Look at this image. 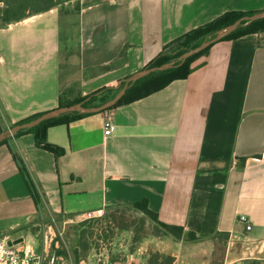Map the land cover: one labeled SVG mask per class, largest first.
<instances>
[{"label":"crops","instance_id":"obj_1","mask_svg":"<svg viewBox=\"0 0 264 264\" xmlns=\"http://www.w3.org/2000/svg\"><path fill=\"white\" fill-rule=\"evenodd\" d=\"M71 2L30 4L0 26L3 125L120 89L176 38L227 12L264 10V0L64 6ZM194 67L187 79L148 97L49 128L47 144L64 149L63 156L38 147L33 134L1 144L0 240L42 251L40 240L53 234L50 220L69 224L146 201L160 222L202 238L176 241L181 250L206 258L222 236L244 243L229 249L237 264L264 260V33L218 42ZM107 119L111 135L104 133ZM129 255L110 264H144L139 252Z\"/></svg>","mask_w":264,"mask_h":264},{"label":"trees","instance_id":"obj_2","mask_svg":"<svg viewBox=\"0 0 264 264\" xmlns=\"http://www.w3.org/2000/svg\"><path fill=\"white\" fill-rule=\"evenodd\" d=\"M1 1V0H0ZM4 4L6 5L7 9L5 10L6 15L5 19H0V26L5 25L8 23L11 19H16L19 17V13L16 11L18 10L21 12L24 8L28 7L30 3H32L34 6L41 3L43 0H36L31 2L30 0H3ZM15 1V4L13 2ZM14 7H17V9H12ZM258 11H251V12H227L223 14L222 16L218 17L217 19L200 26L196 29H193L186 34L176 38L171 43H169L166 47L163 53H161L151 64H149L148 68L161 66L167 63H170L188 50L195 48L199 45H201L206 39L220 31L221 29L231 25L236 20L240 19L244 16H250L256 14ZM257 33H264V19L254 22L247 26H242L236 31H234L232 34L224 38L222 41L225 40H236L241 37L251 35V34H257ZM215 45V44H214ZM213 46V45H212ZM208 47L203 52H200L189 59L185 63H183L180 66L165 70V71H157L153 72L143 78L138 79L135 81L129 89H127L124 96L119 100L117 105L121 104H127L132 103L135 101H138L140 99H143L145 97L150 96L153 93H156L165 87H167L170 83L176 81V80H184L187 79L197 68L194 67V64L208 54L211 47ZM105 92L101 95H96L98 92H95L93 94H90L86 97L80 98L76 100L75 102L69 104H76L80 102H84V106H100L109 100H111L115 95L113 94L115 90H109L108 88L103 89ZM88 99V100H87ZM43 113L35 114L33 116H30L28 118H25L17 123L9 124V126L3 125L5 116L3 114V111H0V133L7 130L8 128H11L17 124H21L24 122L31 121ZM90 115V113H73V114H67L58 118H54L51 120H48L41 125L34 127L32 129L24 130L19 133H17L14 137L18 138L24 134H33L35 139V144L38 147H41V145L44 143V149L47 151L53 153L55 157H60L65 154L64 149L52 146L47 144V133L49 128L61 125V124H69L71 122H74L76 120H79L81 118H84L86 116ZM7 140L0 143L3 144ZM19 166H20V172L23 176V179L29 188V191L32 195V197L35 200V204L37 207L40 208L42 205V200L40 198V195L34 185V183L31 181L25 167L23 166V162L19 160ZM120 208V207H118ZM123 208H131L132 210H135L139 213H142L144 216L148 217L153 223L156 224V227L166 236H171L175 241H185V242H199L202 240V238L196 236L193 232H186L184 228L180 226H174V225H168L165 223H162L158 220V216L155 212L151 211L148 207V204L146 201L138 202L134 204L131 207H123ZM123 224V223H122ZM127 224L123 225V228H126ZM175 258L173 256H167L165 254L156 253L152 255L146 264H174ZM245 264H264V260H248L245 262Z\"/></svg>","mask_w":264,"mask_h":264},{"label":"rangeland","instance_id":"obj_3","mask_svg":"<svg viewBox=\"0 0 264 264\" xmlns=\"http://www.w3.org/2000/svg\"><path fill=\"white\" fill-rule=\"evenodd\" d=\"M97 1L99 0H72L71 3L64 6L79 9L81 6ZM6 9V5L0 4V19H5ZM12 9L15 10L17 7ZM16 12L19 13L18 10ZM125 82L123 81L122 84ZM119 91L120 89H117L113 94L117 95ZM125 224L127 227L123 228L122 226ZM45 225H47L46 222L42 227L46 231L49 227L47 228ZM49 225L52 228L51 232L55 235L51 246L58 247L62 257L75 263L81 259L94 261L93 256L98 253L108 254L114 260L125 256L130 257L129 254L137 256L136 253L139 252L140 258L143 259L142 262L146 264L152 255L159 252L167 256H175L174 258L180 257V261L176 264H237L233 260L235 255L229 256V249L237 251L244 245L242 241L231 245L229 240L218 236L214 238V246L209 256L205 258L203 253L202 259V256L197 253H187V251L181 250L180 246L184 248V244L178 246L171 236L164 235L156 227V224L142 213L123 207L89 214L77 218L69 224H64L59 220H50ZM41 241L42 239L40 240L41 245H39L40 250L44 247V243ZM231 253L233 252L231 251ZM182 259L183 261H181Z\"/></svg>","mask_w":264,"mask_h":264},{"label":"water","instance_id":"obj_4","mask_svg":"<svg viewBox=\"0 0 264 264\" xmlns=\"http://www.w3.org/2000/svg\"><path fill=\"white\" fill-rule=\"evenodd\" d=\"M263 19H264V10L257 12L254 15L241 17L240 19L236 20L231 25L221 29L220 31H218L217 33H215L214 35H212L211 37L206 39L201 45L188 50L187 52H185L184 54L179 56V58H177L176 60H174L170 63L164 64V65H161V66L145 68V69L133 74L132 76H130L129 78L126 79L125 84H121L118 87V88H120V91L116 95V97L114 99H112L111 101L106 102L103 106H100L97 108H89V107L84 106V102H80V103H76V104H72V105L62 106V107L56 108L54 110H50L48 112L43 113L42 115H40L39 117H37L31 121L24 122L21 124H17L11 128H8L7 130L1 132L0 133V143L11 138V137H14L17 133H19L21 131L32 129V128L37 127V126L41 125L42 123H44L48 120L54 119V118H58V117H61V116L67 115V114H73V113L101 112L105 109L113 107L124 96L127 89H129V87L138 79L143 78V77H145V76H147L153 72L165 71V70L180 66L183 63H185L187 61V59H189L190 57H192V56H194L200 52H203L205 49H207L208 47H210V46H212L218 42H221L224 38H226L227 36L232 34L234 31H236L240 27L250 25L254 22H257V21H260ZM102 91H104V90H102ZM102 91H99L97 94H100ZM19 242H21V240L17 241V242H8V244L14 245V244H17Z\"/></svg>","mask_w":264,"mask_h":264},{"label":"built area","instance_id":"obj_5","mask_svg":"<svg viewBox=\"0 0 264 264\" xmlns=\"http://www.w3.org/2000/svg\"><path fill=\"white\" fill-rule=\"evenodd\" d=\"M114 131L112 120L107 119L105 122V135H111ZM44 147V143L41 145ZM240 221L246 225V230L251 229V225L245 216L240 217ZM51 229V228H50ZM54 234H49L44 240L42 251L35 250L27 242H19L9 245L7 241L0 240V264H110V257L105 253L95 254L94 261L81 259L75 263L68 261L59 254V248H53Z\"/></svg>","mask_w":264,"mask_h":264}]
</instances>
